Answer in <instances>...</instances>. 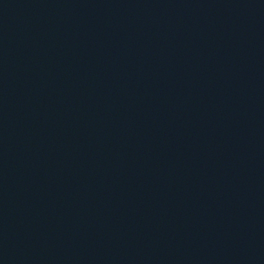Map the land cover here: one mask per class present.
I'll return each mask as SVG.
<instances>
[{"label":"water","instance_id":"95a60500","mask_svg":"<svg viewBox=\"0 0 264 264\" xmlns=\"http://www.w3.org/2000/svg\"><path fill=\"white\" fill-rule=\"evenodd\" d=\"M0 264H264V0H0Z\"/></svg>","mask_w":264,"mask_h":264}]
</instances>
